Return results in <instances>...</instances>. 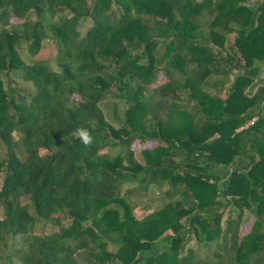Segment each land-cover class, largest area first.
<instances>
[{"label":"trees","instance_id":"1","mask_svg":"<svg viewBox=\"0 0 264 264\" xmlns=\"http://www.w3.org/2000/svg\"><path fill=\"white\" fill-rule=\"evenodd\" d=\"M263 71L264 0H0V264H264Z\"/></svg>","mask_w":264,"mask_h":264},{"label":"rangeland","instance_id":"2","mask_svg":"<svg viewBox=\"0 0 264 264\" xmlns=\"http://www.w3.org/2000/svg\"><path fill=\"white\" fill-rule=\"evenodd\" d=\"M49 50H50V49L48 48V45H47V44L42 45L40 55H41V56H44V57H48V65H49L50 67H52V68H55V65H54V63H53V60H52V57H51V53H50L51 51L49 52ZM259 78H260V79H264V71L260 74ZM100 105L102 106V108H103V110H104V112H105L107 118L110 119V118L112 117V115H113L112 112H113V109H114V106H115L114 101L109 100V99H106V100H104L103 102H101ZM121 106H122L121 103H118V104L116 105V111H115L116 115H120V114H121ZM141 145H143V144L139 143L138 141H135V142H133V144H132V147H133L134 150H135V155H136V157L138 158V160H139L140 162L143 161V158H142L141 152H140V150H139L140 147H141ZM147 196H149L150 198L153 197L152 194H149V195H147ZM144 211H145V209H144L143 206H138V207H136V208L134 209V213H135V215H137V216L142 215V214L144 213ZM248 225H249V223L243 225V226L241 227V231L244 232V231L247 229ZM50 229H51V227H50L49 225H47L46 228H45L46 231H49Z\"/></svg>","mask_w":264,"mask_h":264},{"label":"clouds","instance_id":"3","mask_svg":"<svg viewBox=\"0 0 264 264\" xmlns=\"http://www.w3.org/2000/svg\"><path fill=\"white\" fill-rule=\"evenodd\" d=\"M77 132L81 142L85 147H88L93 143V137L87 129L81 127L77 129Z\"/></svg>","mask_w":264,"mask_h":264}]
</instances>
